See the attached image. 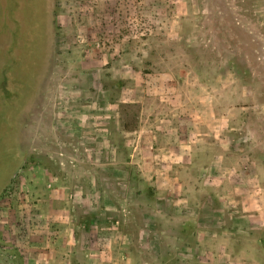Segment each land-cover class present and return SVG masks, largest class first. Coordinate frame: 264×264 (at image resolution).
<instances>
[{
    "label": "rangeland",
    "instance_id": "1",
    "mask_svg": "<svg viewBox=\"0 0 264 264\" xmlns=\"http://www.w3.org/2000/svg\"><path fill=\"white\" fill-rule=\"evenodd\" d=\"M0 264H264V0H0Z\"/></svg>",
    "mask_w": 264,
    "mask_h": 264
},
{
    "label": "trees",
    "instance_id": "2",
    "mask_svg": "<svg viewBox=\"0 0 264 264\" xmlns=\"http://www.w3.org/2000/svg\"><path fill=\"white\" fill-rule=\"evenodd\" d=\"M117 84H118V87L120 88V87L123 85V81H118ZM103 86H104L105 88H110V89H111V87H110V85H109V82L104 81ZM126 128H127V127H126Z\"/></svg>",
    "mask_w": 264,
    "mask_h": 264
},
{
    "label": "crops",
    "instance_id": "3",
    "mask_svg": "<svg viewBox=\"0 0 264 264\" xmlns=\"http://www.w3.org/2000/svg\"><path fill=\"white\" fill-rule=\"evenodd\" d=\"M220 198H221V196H220ZM235 220H236V217L234 216V220L232 221V223H235ZM227 229H229V227ZM198 230L201 231L200 229H198Z\"/></svg>",
    "mask_w": 264,
    "mask_h": 264
}]
</instances>
